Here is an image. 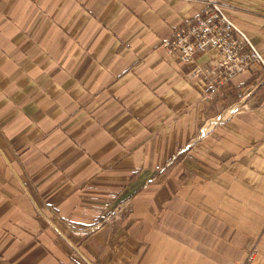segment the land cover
<instances>
[{
	"label": "crops",
	"instance_id": "crops-1",
	"mask_svg": "<svg viewBox=\"0 0 264 264\" xmlns=\"http://www.w3.org/2000/svg\"><path fill=\"white\" fill-rule=\"evenodd\" d=\"M205 8L0 0V264H264L263 66L212 94L163 47Z\"/></svg>",
	"mask_w": 264,
	"mask_h": 264
},
{
	"label": "built area",
	"instance_id": "built-area-1",
	"mask_svg": "<svg viewBox=\"0 0 264 264\" xmlns=\"http://www.w3.org/2000/svg\"><path fill=\"white\" fill-rule=\"evenodd\" d=\"M206 8L193 21L177 29L163 43L169 56L191 68V76L207 81L212 94L218 92L253 64L264 69V60L247 34L229 18L219 0H205ZM215 50L219 61L215 67L195 64V57ZM254 253L248 256L249 264Z\"/></svg>",
	"mask_w": 264,
	"mask_h": 264
},
{
	"label": "bare ground",
	"instance_id": "bare-ground-1",
	"mask_svg": "<svg viewBox=\"0 0 264 264\" xmlns=\"http://www.w3.org/2000/svg\"><path fill=\"white\" fill-rule=\"evenodd\" d=\"M229 112H231V111H229ZM229 114V113H228Z\"/></svg>",
	"mask_w": 264,
	"mask_h": 264
}]
</instances>
